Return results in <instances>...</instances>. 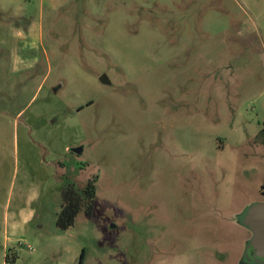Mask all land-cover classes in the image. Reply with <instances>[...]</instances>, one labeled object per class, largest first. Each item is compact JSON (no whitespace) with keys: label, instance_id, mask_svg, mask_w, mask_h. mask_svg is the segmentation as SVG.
Returning a JSON list of instances; mask_svg holds the SVG:
<instances>
[{"label":"rangeland","instance_id":"374dc122","mask_svg":"<svg viewBox=\"0 0 264 264\" xmlns=\"http://www.w3.org/2000/svg\"><path fill=\"white\" fill-rule=\"evenodd\" d=\"M263 121L264 0H0V264H264Z\"/></svg>","mask_w":264,"mask_h":264},{"label":"trees","instance_id":"16d2710c","mask_svg":"<svg viewBox=\"0 0 264 264\" xmlns=\"http://www.w3.org/2000/svg\"><path fill=\"white\" fill-rule=\"evenodd\" d=\"M256 140L264 145V121L261 129L256 134ZM96 179L92 178L82 185L75 184L74 182L66 183L61 189L62 205L56 218V225L62 229H67L74 225L77 216L80 212L84 215L90 216L93 213L95 198H96ZM264 191V183L261 185ZM11 250V249H9ZM83 252L80 256L82 262ZM17 258L16 253L6 254V261H15Z\"/></svg>","mask_w":264,"mask_h":264},{"label":"water","instance_id":"95a60500","mask_svg":"<svg viewBox=\"0 0 264 264\" xmlns=\"http://www.w3.org/2000/svg\"><path fill=\"white\" fill-rule=\"evenodd\" d=\"M99 78L103 83H109L106 75ZM80 150L75 148L74 152L78 153ZM241 218L243 225L252 233L244 252L245 256L250 260L264 261V201L251 205Z\"/></svg>","mask_w":264,"mask_h":264},{"label":"crops","instance_id":"0c3cea01","mask_svg":"<svg viewBox=\"0 0 264 264\" xmlns=\"http://www.w3.org/2000/svg\"><path fill=\"white\" fill-rule=\"evenodd\" d=\"M28 219V217L24 216V207L23 205L18 209V211L16 213H10L7 212V215H6V228H5V239L7 241H9V233L12 232L13 230H15L14 227H17L21 224H23L26 220ZM9 228L11 229V231L9 232ZM6 250L4 249V252H3V256L4 258L6 257ZM6 262V260H5Z\"/></svg>","mask_w":264,"mask_h":264}]
</instances>
